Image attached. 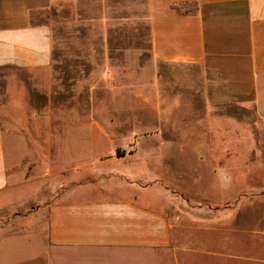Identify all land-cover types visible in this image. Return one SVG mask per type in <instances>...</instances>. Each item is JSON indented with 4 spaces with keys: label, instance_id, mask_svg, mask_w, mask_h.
Segmentation results:
<instances>
[{
    "label": "crops",
    "instance_id": "crops-1",
    "mask_svg": "<svg viewBox=\"0 0 264 264\" xmlns=\"http://www.w3.org/2000/svg\"><path fill=\"white\" fill-rule=\"evenodd\" d=\"M229 203L264 224V0H0V264H229Z\"/></svg>",
    "mask_w": 264,
    "mask_h": 264
},
{
    "label": "rangeland",
    "instance_id": "rangeland-1",
    "mask_svg": "<svg viewBox=\"0 0 264 264\" xmlns=\"http://www.w3.org/2000/svg\"><path fill=\"white\" fill-rule=\"evenodd\" d=\"M65 55H76V53H80V54H84L87 56H93V50L92 49H87V50H65ZM127 55H130L133 59H134V66H133V71H134V84H133V89H132V96H133V104L134 105H140V92L141 89L139 88L142 81V74L145 73L146 75L149 74H155L156 69L155 66L152 65L151 63V53H150V42H149V38L146 36L145 39V44L143 49L140 50H131L129 53H127ZM144 74V76H146ZM25 79L28 80V76L27 74H25ZM130 94V93H128ZM126 98V97H125ZM85 103H88V101L86 100ZM10 136H8V134H6V148H7V159H8V169L9 172L11 173L14 170V154H13V150L11 148V144H10ZM131 146H127L124 148V150L126 152L130 151ZM248 151H252V145H248L245 144V152ZM255 151V150H254ZM256 152V151H255ZM19 156L22 158L20 159V161L18 162V165H20L21 168H28L30 162L27 159L28 155L26 154H19ZM64 159L65 162H67V155L64 153L60 154V158ZM40 158L39 154L34 155L33 159H37ZM60 163H63V161ZM48 167L47 169L49 170V168H51L53 165L49 163H47ZM44 171V169H43ZM41 182L37 181L34 183H31V186H38L40 185ZM232 193H229V196ZM234 203H229L228 204V217L226 218L227 223L230 224V231L233 232L235 230L237 231H241V229H245V228H255V235H252V238H255V250L252 249H248V248H229V252L232 255H235L234 257H236V259H230L228 260V262L230 261L229 264H264V242L263 241H259V237L258 235H256V228L260 227L261 229H264V224L261 225L260 222H258L256 216L258 215V213H260L263 210V207L258 205L255 208V211H249V210H241L239 211V213H235L236 212V207L233 206ZM252 212H256V216H252ZM252 229V230H253ZM201 237V236H200ZM198 238V240L202 239V238ZM239 242L236 241H232L230 242V246L236 247L238 245ZM260 244L262 245V248H260ZM252 248V247H251ZM229 253V254H230Z\"/></svg>",
    "mask_w": 264,
    "mask_h": 264
}]
</instances>
